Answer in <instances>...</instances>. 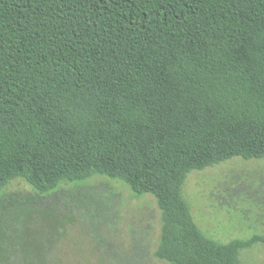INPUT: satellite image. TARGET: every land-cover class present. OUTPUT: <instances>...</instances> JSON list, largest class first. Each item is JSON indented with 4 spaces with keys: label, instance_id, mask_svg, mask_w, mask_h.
<instances>
[{
    "label": "trees",
    "instance_id": "1",
    "mask_svg": "<svg viewBox=\"0 0 264 264\" xmlns=\"http://www.w3.org/2000/svg\"><path fill=\"white\" fill-rule=\"evenodd\" d=\"M235 157L264 159V0H0V264H57L78 222L107 264H147L106 235L109 183L60 188L97 176L156 198V258L244 264L264 236L209 237L184 194Z\"/></svg>",
    "mask_w": 264,
    "mask_h": 264
},
{
    "label": "rangeland",
    "instance_id": "2",
    "mask_svg": "<svg viewBox=\"0 0 264 264\" xmlns=\"http://www.w3.org/2000/svg\"><path fill=\"white\" fill-rule=\"evenodd\" d=\"M109 185L121 194L119 221L106 233L122 250L133 249L134 235L149 244L147 264H169L154 256L161 240L162 213L152 195L138 197L122 181L94 177L85 182H63L60 188L84 184ZM23 181H16L8 191H29ZM113 196L112 192H109ZM184 194L191 204L195 220L211 238L227 244L264 236V159L247 161L242 157L189 174ZM96 243L81 223L66 227L56 246L57 264H107L96 250ZM244 264H264V245H256L243 254Z\"/></svg>",
    "mask_w": 264,
    "mask_h": 264
}]
</instances>
